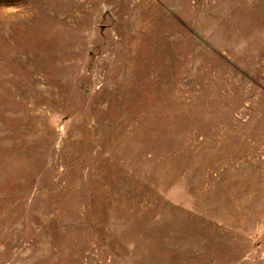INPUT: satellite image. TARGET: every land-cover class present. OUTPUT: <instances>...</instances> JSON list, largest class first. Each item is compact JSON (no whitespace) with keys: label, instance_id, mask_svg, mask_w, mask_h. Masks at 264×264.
I'll return each instance as SVG.
<instances>
[{"label":"rangeland","instance_id":"374dc122","mask_svg":"<svg viewBox=\"0 0 264 264\" xmlns=\"http://www.w3.org/2000/svg\"><path fill=\"white\" fill-rule=\"evenodd\" d=\"M0 264H264V0H0Z\"/></svg>","mask_w":264,"mask_h":264}]
</instances>
